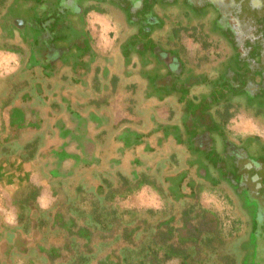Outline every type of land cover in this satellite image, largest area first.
I'll use <instances>...</instances> for the list:
<instances>
[{"label":"flooded vegetation","instance_id":"af4514ba","mask_svg":"<svg viewBox=\"0 0 264 264\" xmlns=\"http://www.w3.org/2000/svg\"><path fill=\"white\" fill-rule=\"evenodd\" d=\"M262 5L0 0V51L18 61L2 141L33 132L34 151L48 144L34 159L54 158L49 172L57 180L92 169L93 188L100 179L111 186L141 181L161 200L159 210L150 208L155 218L172 227H184L201 192H214L240 215L219 251L234 264H264ZM188 40L198 46L189 50ZM237 105L252 111L255 132L228 126ZM11 230L0 234V255L22 249Z\"/></svg>","mask_w":264,"mask_h":264},{"label":"rangeland","instance_id":"374dc122","mask_svg":"<svg viewBox=\"0 0 264 264\" xmlns=\"http://www.w3.org/2000/svg\"><path fill=\"white\" fill-rule=\"evenodd\" d=\"M262 6V11L264 12V0ZM186 9L192 11L194 18L200 19L202 17L198 10L196 11L194 8L191 9L189 7ZM207 9L211 13L209 14V20H213L215 13L209 7L206 8V10ZM261 17L264 18V14H262ZM262 18L258 20L256 24L258 36H260L261 33L264 35V19L262 20ZM261 20V25L263 24V26H261L260 30ZM100 27L101 30L104 31V27ZM186 44L189 50H193L198 46L195 41L190 42V40H188ZM200 47L203 46L200 45ZM256 49L257 48L253 49L252 54L256 53ZM17 63L16 56L0 51V234L3 233L4 229H1V224L5 223L9 225L12 229L20 233L19 243H22L25 248H22L21 251H12L13 253H11V255L3 253L0 255V264H31L29 262L30 259L33 260V264H114L115 246L98 243L95 237L91 239V249L93 251L92 253H94V257L90 262L86 258L82 263H75L65 250L56 257L51 256L48 258L46 256V252H49L48 249L55 246H66L62 239V227L64 225L63 223L71 225V216L67 212L78 209L77 205L81 206L83 204H89V201H93L90 197V192L93 188L92 185L95 184V179L94 177L91 178L90 171H92V169H85L76 177L68 176V178L62 181L52 177L49 170L54 168V163H56L54 158H50L51 161L46 159L35 161L34 159L40 151L48 147V144H38L36 149L37 152L34 151L33 143L36 142L38 137L29 130L23 135L19 134L20 136L16 137L12 142L2 141L3 135L9 132V125H6L3 120L6 115L4 109L7 106L6 102L12 99L15 94V90L13 89L14 86L11 84L12 81H10L9 77L12 75ZM247 98L249 102H255V99L248 96ZM236 108L237 109H234L235 116L230 119L228 126L235 131L255 132L256 124L251 121L249 116L253 115L252 111L240 105H237ZM117 116L122 115H116V117ZM113 117H115V115H112L111 118ZM114 120L113 118V121ZM27 155L30 157L29 159H23V161L19 160L20 157L23 158V156L26 157ZM31 155H33V157H31ZM65 166H69L67 162H63L59 170L62 172L67 170L68 167ZM63 168H65L64 171ZM77 184H81L79 186L84 190L82 192L84 199L82 200L80 197H75L74 194V189L78 186ZM32 187H35V189L33 190ZM215 194L214 192L208 191L201 192L199 198L201 205L213 209L223 219L224 216H228L227 221L223 220V227L229 228L232 224V219L235 217L239 218L240 215L235 206L228 205L220 195ZM24 202H30L32 208L28 210L27 206H23ZM111 204L121 212V216L124 218L131 215L133 217L141 215L152 219L157 216L155 210H159L162 207L158 194L154 189L146 185H141L121 195H115L111 199ZM146 208L155 210L153 213H150L145 211ZM131 211L133 213H131ZM27 213H29V220L26 218ZM44 215H49V218L42 219ZM36 216L39 218L38 223L34 221ZM57 218L60 221H58ZM58 222L59 224L57 225ZM17 224L21 225V227L17 228ZM32 224H36L38 227L35 226L36 228H34ZM64 227L66 226L64 225ZM72 228L73 227L67 226L64 230L68 231ZM242 228L239 230V234L242 233ZM34 231H37V233ZM3 234L6 233L4 232ZM3 251L4 250H0V254ZM162 264H179V262L178 259L172 258L166 260Z\"/></svg>","mask_w":264,"mask_h":264},{"label":"trees","instance_id":"16d2710c","mask_svg":"<svg viewBox=\"0 0 264 264\" xmlns=\"http://www.w3.org/2000/svg\"><path fill=\"white\" fill-rule=\"evenodd\" d=\"M104 182L105 179H100L91 190L92 202L89 201V204H83L84 206L77 205L78 209L67 212L71 216V225L63 223L66 227H62V239L66 246L48 249V258L59 256L65 250L75 263H82L86 258L90 262L94 257L91 239L95 237L98 243L115 246L114 264H162L172 258L178 259L179 264H234L232 256L219 251L224 250L227 238L233 231L231 227H223V220L227 221L228 216L223 219L213 209L195 204L192 216L185 215L186 223L184 227L179 228L172 227L167 219H149L141 215L124 218L111 204V199L115 195L134 190L143 183L139 180L132 183L124 181L111 186ZM74 191L75 197L84 199V190L80 186H76ZM24 205L28 210L32 208L30 202H24ZM145 211L152 213L150 208ZM26 218L30 219L29 213ZM43 218L48 219L49 215H44ZM34 221L38 223L39 218L36 216ZM1 226L8 229L6 232H12L9 225L3 223ZM35 226L38 227L32 224V227L36 228ZM67 226L73 228L66 231L64 229ZM19 227L21 225L17 224V228ZM18 244L19 242L16 246ZM21 246L25 248L22 243ZM14 247H8V250L12 251ZM29 262L34 263L32 259Z\"/></svg>","mask_w":264,"mask_h":264}]
</instances>
